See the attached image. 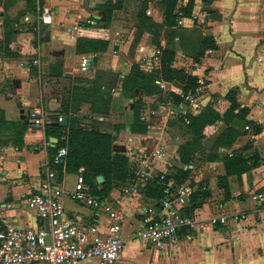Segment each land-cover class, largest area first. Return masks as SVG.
<instances>
[{"label":"crops","instance_id":"1","mask_svg":"<svg viewBox=\"0 0 264 264\" xmlns=\"http://www.w3.org/2000/svg\"><path fill=\"white\" fill-rule=\"evenodd\" d=\"M188 2L176 0V8H184ZM20 5L30 11L27 0H21ZM43 5L49 9L44 11L50 20L39 22V43L34 40V31L13 27L5 32L4 16L0 21V110L8 123L26 124L20 142L0 146L4 220L16 227L46 228L45 221L27 207L25 200L39 190L43 166L51 161L58 142L55 136L45 137L44 127L60 124L57 117L66 115L64 128L97 125L101 132L114 137L112 149L125 153L137 170L143 160L150 164L153 176L147 182L136 176L134 182L114 185L102 199L93 192L99 199L97 208L71 196L77 177H84L83 167L74 171L64 168L58 173L65 212L85 229L95 225V233L104 236L108 224L104 207L121 212L120 236L124 245L117 264H264V200L254 198L264 196V0H193L190 15L180 17V24L166 21V4L162 0H44ZM246 33L252 35L249 42L241 39L239 43L238 36ZM78 38L105 40L106 48L78 54ZM203 38L212 39L215 48L203 50ZM166 51L172 53L171 68L206 80L207 92L198 99L203 106L210 105L223 116L230 105L226 94L231 90L239 108H247L243 119L236 116L228 121L217 120L223 124L219 134L227 128L237 133L230 147L216 148L211 155L209 149L205 152V146L199 145L188 164L181 162L178 134L171 138L167 128L178 122L172 93L182 92V85L164 81L160 75ZM35 54L32 63L27 60V56ZM84 58L89 59L86 68L80 66ZM216 58L219 62L214 64ZM133 65L145 75H154L161 92L147 94L142 89L123 88V79ZM109 73L116 74V79L112 80ZM93 86L99 88L98 94L91 92ZM97 96L108 101L105 115L92 111ZM116 103L118 109L130 112L126 113L129 121L122 124L121 120H111L110 126L106 121ZM136 106L142 130L133 122ZM199 112L192 105L186 115L178 116H183L186 130L185 120ZM35 118L40 123L35 124ZM213 126L206 125L204 133ZM199 141L204 142L202 137ZM155 148L162 150L161 157L153 156ZM229 152L241 153L250 168L227 174L224 159ZM254 153L258 155L256 160L250 159ZM202 154L205 161L198 158ZM172 166L197 169L192 171L199 173L196 179L208 181L207 190L194 201L190 194L182 209L199 221L196 227L182 228L173 247L159 250L136 237L135 231L141 226L143 210L157 211L164 197L152 198L144 188L157 183L154 174L163 172L169 176L164 182L179 184ZM95 182L99 190L101 182L96 178ZM212 215L226 216V222L210 225L207 219ZM87 233L91 237L92 233ZM79 264L103 263L88 258Z\"/></svg>","mask_w":264,"mask_h":264},{"label":"built area","instance_id":"2","mask_svg":"<svg viewBox=\"0 0 264 264\" xmlns=\"http://www.w3.org/2000/svg\"><path fill=\"white\" fill-rule=\"evenodd\" d=\"M47 11L46 9H44ZM50 17L43 14L42 22H49ZM180 18L177 24H180ZM89 59L80 62L86 68ZM164 87V83L159 84ZM199 89L179 92L180 100L176 101L174 113L186 115L188 108L199 105ZM61 116L57 117L59 123ZM34 123H40L35 118ZM66 139L65 135L60 137ZM162 150L155 148L153 156L161 157ZM67 150L65 146L57 148L51 161L43 166L44 179L39 190L31 193L25 200L28 208L33 209L37 216L46 220L47 228L32 229L16 227L7 223L3 218V204H0V264H79L88 258H97L103 264H117L120 258L124 240L120 236L122 214L116 208L105 206L108 224L104 236L96 234V226L90 225L87 229L68 216L62 205L63 189L58 179V173L66 166ZM147 160H143L141 168L136 171V176L147 182L153 173ZM83 170V169H81ZM154 176L164 182L165 173ZM165 195L160 201L157 211L144 209L141 226L135 231V236L148 243L154 244L159 250H167L178 242V232L185 227L195 228L197 221L193 216L182 212L183 207L192 193L191 188L185 183L172 185L164 182ZM135 189L136 185H135ZM77 202L94 208L100 206L99 199L93 194L92 187L85 182L82 175L77 177L76 188L71 193ZM262 202L264 196H254ZM235 216V215H233ZM245 215L242 214L241 218ZM236 217V216H235ZM226 222V216L212 215L207 219L210 225ZM91 232L89 237L87 232Z\"/></svg>","mask_w":264,"mask_h":264},{"label":"trees","instance_id":"3","mask_svg":"<svg viewBox=\"0 0 264 264\" xmlns=\"http://www.w3.org/2000/svg\"><path fill=\"white\" fill-rule=\"evenodd\" d=\"M28 6L27 9L34 11L35 0H27ZM41 0H39L40 2ZM166 4V21L169 20L173 23H177V19L183 16L190 15L193 0H189L188 4L184 8H176V0H162ZM108 19V16H107ZM107 42L102 39L95 38H78L76 40L75 50L76 53H88L103 51L106 48ZM203 50L205 49H214V41L210 38L202 39ZM203 55L200 54V56ZM198 58V57H197ZM172 53L165 52L162 56L160 75L164 81L170 82L174 81L181 84L182 93H187L188 91L194 90L198 87V78L187 74L183 70L171 68ZM112 80L116 79V74L109 73ZM112 76V77H111ZM154 75H145L143 74L135 65L131 67L130 73L127 77L123 79V88L129 89L132 91L134 88L142 89L147 94L160 93L159 86L154 82ZM91 92L94 94L99 93V88L92 87ZM175 101L180 100V96L176 93H172ZM132 96V95H131ZM226 98L229 101L230 105L227 111L223 116H220L217 111H215L210 105L205 106L197 115L189 117L186 120L188 121L187 128L188 132L195 137V141H199L202 137V131L206 125H211L216 122L218 119L224 121L231 120L233 117L244 118L247 113V108H239V104L236 102L235 93L233 91H228ZM96 102H92V111L100 114L108 113V101L100 98V96L95 97ZM239 108V109H238ZM139 108L134 107V118L133 122L136 124L138 129H143V121L139 117ZM238 109V112L234 114V110ZM67 114V113H66ZM188 117V116H187ZM0 119L5 122L3 118V113L0 110ZM5 120V121H4ZM99 124V122H98ZM18 131L21 133L24 131L26 124H18ZM133 128V126H132ZM258 130L256 129L255 132ZM44 134L47 138L48 136H55L58 139L56 146L53 148L55 151L61 146H65L67 150L66 156V170L74 171L83 167L84 180L88 183L94 193L100 195V198H104L111 188L116 184H122L126 182H134L136 179V164L130 161L129 157L125 153L114 151L112 149L113 136L111 134L101 132L97 125L92 128H64L60 124L56 125H46L44 127ZM62 135L66 136L65 141L61 140ZM237 135V133L232 128H227L224 130L223 134L216 139V148L219 147H230L232 140ZM17 142L21 141V134L16 138ZM191 147V143L188 142V153H181L180 158L183 164L189 163L192 158V154L198 149L199 144L197 143L195 147ZM52 150V151H53ZM53 151V152H54ZM188 154V158L186 155ZM250 159H258V155L254 153ZM246 159L239 152H232L229 155L225 156L224 165L227 174H231L235 171L240 173L250 168V165L246 164ZM187 174L186 170L181 168H176L175 179L177 183L182 182L185 179ZM98 175L103 176V181L100 183L101 188L96 189L95 178ZM169 179L168 175H165V180ZM164 183H150L147 184L145 188L147 194L155 199H161L164 195ZM201 195H205V192H202ZM191 200H195L192 196ZM192 206H196L193 205Z\"/></svg>","mask_w":264,"mask_h":264},{"label":"rangeland","instance_id":"4","mask_svg":"<svg viewBox=\"0 0 264 264\" xmlns=\"http://www.w3.org/2000/svg\"><path fill=\"white\" fill-rule=\"evenodd\" d=\"M43 1L41 0L39 2V0H35V8L34 11H28L20 5L21 0H0V21L2 20L1 16H4V26H5V32H9L13 30V27L17 28V29H21L22 31H28L29 29L34 31V40H36L35 42L38 41L41 42V27H40V21H41V17L43 14H45L44 8L45 6L43 5ZM47 11H49V9L47 8ZM239 43H241V39L244 40L246 43L249 42L250 38L252 37V35L250 33H246L243 35H239ZM221 46H220V50L221 52L224 51L225 49V45H224V38H221ZM213 54V53H211ZM36 54L35 55H29L27 56V60H29L32 63V59L33 57L36 58ZM58 60V58H57ZM219 62V59H215L214 60V64H217ZM41 63V59L40 62ZM36 66V65H35ZM36 68V67H35ZM191 72V71H190ZM192 73V72H191ZM198 87H200L199 89V95H205L207 92L206 89V80L199 78L198 79ZM180 88V87H179ZM206 98V96H205ZM202 98V99H205ZM200 99V98H199ZM201 99V100H202ZM128 103L125 100V104ZM199 105L196 107V109L198 111H201L202 108H204L203 103L200 102L199 100ZM128 106V105H126ZM174 106V105H173ZM116 108V109H115ZM120 108V106H118V104H115V107L113 108V110L111 111V113L109 114V121H106V123L110 126H113L112 121L114 120H121L122 124H125L129 121V115H126V113H130L128 112V110H120L118 109ZM174 111V108H173ZM172 111V112H173ZM179 114L176 115V119L178 122H176V124L173 122L171 125L168 126L167 128V134L173 138L174 136H178V144L181 147V152L188 153V142L191 143V147L189 148H193L196 146V144L198 143L199 145H204V151L206 152L209 149L210 154L212 155L214 151H216V139L221 136L223 134V132H221V134H219L218 132L221 130V128H223V124L222 122L219 124V121L214 122L211 125L213 126V129H208L206 130V134L204 133L203 130V136L202 139L204 140L203 144L200 141H195V137H193L189 132H188V128L186 130L185 128V124L184 122H182L181 117L183 118V116L178 117ZM4 118V116H3ZM112 120V121H111ZM5 121V120H4ZM185 122L187 123L188 121L185 120ZM21 122H11L8 123L7 121L3 122L0 119V146L1 145H6V144H10V143H17L16 142V138L17 136L20 135V132L18 131V124H20ZM182 123V124H181ZM217 126V129H216ZM249 125L245 126V129H248ZM205 129V128H204ZM216 129V130H215ZM215 130V131H214ZM214 131L213 133H210ZM217 134H219L217 136ZM215 141V142H213ZM232 153V152H229ZM228 153V155H229ZM186 154V153H185ZM195 156V152L192 154V157ZM186 157L188 158V154L186 155ZM199 160H203L205 161L206 156L205 154L202 156H198ZM188 164V163H187ZM180 165V164H179ZM174 166V165H173ZM172 166V167H173ZM183 167V165H182ZM188 167V166H187ZM187 171V174L185 176V179L182 181L183 183L187 184L190 188H191V197L193 196L195 199L197 198V196H199V194L203 191V190H207L206 188V184L208 183L207 180H203V179H196V176H199L198 172H193L192 170L197 171V169H192V168H187V169H183ZM172 173L175 175L176 173V168L173 167ZM205 188V189H204ZM136 244V242H134Z\"/></svg>","mask_w":264,"mask_h":264},{"label":"water","instance_id":"5","mask_svg":"<svg viewBox=\"0 0 264 264\" xmlns=\"http://www.w3.org/2000/svg\"><path fill=\"white\" fill-rule=\"evenodd\" d=\"M60 126L61 127H66L67 126V116L66 115H62L61 116ZM114 150H116V149H114ZM96 181L98 183L102 182L103 181V176L102 175L96 176ZM45 223H46V220H45ZM46 228H47V225H46Z\"/></svg>","mask_w":264,"mask_h":264}]
</instances>
